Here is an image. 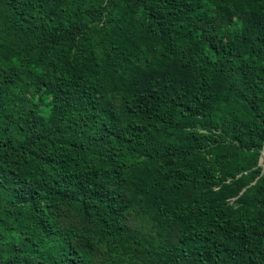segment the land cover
<instances>
[{"label":"trees","instance_id":"1","mask_svg":"<svg viewBox=\"0 0 264 264\" xmlns=\"http://www.w3.org/2000/svg\"><path fill=\"white\" fill-rule=\"evenodd\" d=\"M263 150L264 0H0V264H264Z\"/></svg>","mask_w":264,"mask_h":264},{"label":"water","instance_id":"2","mask_svg":"<svg viewBox=\"0 0 264 264\" xmlns=\"http://www.w3.org/2000/svg\"><path fill=\"white\" fill-rule=\"evenodd\" d=\"M263 153H264V150H263Z\"/></svg>","mask_w":264,"mask_h":264},{"label":"rangeland","instance_id":"3","mask_svg":"<svg viewBox=\"0 0 264 264\" xmlns=\"http://www.w3.org/2000/svg\"><path fill=\"white\" fill-rule=\"evenodd\" d=\"M263 163V162H262Z\"/></svg>","mask_w":264,"mask_h":264}]
</instances>
